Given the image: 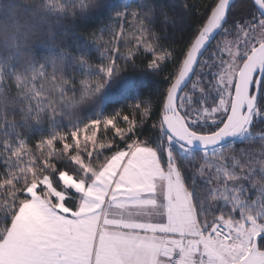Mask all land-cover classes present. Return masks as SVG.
<instances>
[{
	"label": "snow or ice",
	"instance_id": "6c2138e0",
	"mask_svg": "<svg viewBox=\"0 0 264 264\" xmlns=\"http://www.w3.org/2000/svg\"><path fill=\"white\" fill-rule=\"evenodd\" d=\"M21 4L0 24V264H264V0Z\"/></svg>",
	"mask_w": 264,
	"mask_h": 264
},
{
	"label": "trees",
	"instance_id": "16d2710c",
	"mask_svg": "<svg viewBox=\"0 0 264 264\" xmlns=\"http://www.w3.org/2000/svg\"><path fill=\"white\" fill-rule=\"evenodd\" d=\"M101 3L105 5H113L119 6L121 9H138L142 3V0H100ZM166 3L167 0H164ZM177 4L181 3L182 0H176ZM245 3H250V0H237L235 3L236 9L240 10ZM109 14L108 8H100L91 12L89 15L83 18V24L81 27L77 29V32H82L84 26L88 27L90 31L92 27H99L101 24L107 22V16ZM83 36L80 35H72L69 34L66 38V43L68 45L74 46L75 42H79L83 40ZM130 75L125 76V80L133 83L136 88L142 89L145 94L155 93L158 89H162L165 85L161 77H151L145 76L141 70H137L136 72H132L129 69ZM124 92V88L122 87L120 82H115L113 88L111 89L110 95L106 98L104 105L106 110H110L111 107H119L122 103H124V99L122 98V93ZM134 94V92H133ZM115 101H119L118 103H114ZM128 102H131L130 100Z\"/></svg>",
	"mask_w": 264,
	"mask_h": 264
},
{
	"label": "clouds",
	"instance_id": "9594fccd",
	"mask_svg": "<svg viewBox=\"0 0 264 264\" xmlns=\"http://www.w3.org/2000/svg\"><path fill=\"white\" fill-rule=\"evenodd\" d=\"M15 10L17 16L27 15L26 9L22 6L21 0H0V24L11 22L12 11Z\"/></svg>",
	"mask_w": 264,
	"mask_h": 264
},
{
	"label": "water",
	"instance_id": "95a60500",
	"mask_svg": "<svg viewBox=\"0 0 264 264\" xmlns=\"http://www.w3.org/2000/svg\"><path fill=\"white\" fill-rule=\"evenodd\" d=\"M237 2V0H234V3H236Z\"/></svg>",
	"mask_w": 264,
	"mask_h": 264
}]
</instances>
